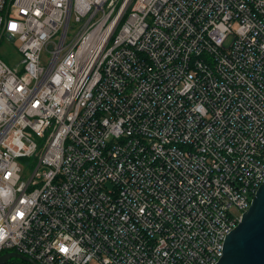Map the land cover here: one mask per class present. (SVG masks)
Here are the masks:
<instances>
[{
    "label": "built area",
    "instance_id": "obj_1",
    "mask_svg": "<svg viewBox=\"0 0 264 264\" xmlns=\"http://www.w3.org/2000/svg\"><path fill=\"white\" fill-rule=\"evenodd\" d=\"M3 41L0 252L217 264L264 182V0H0Z\"/></svg>",
    "mask_w": 264,
    "mask_h": 264
},
{
    "label": "water",
    "instance_id": "obj_2",
    "mask_svg": "<svg viewBox=\"0 0 264 264\" xmlns=\"http://www.w3.org/2000/svg\"><path fill=\"white\" fill-rule=\"evenodd\" d=\"M12 258L38 264L18 252L2 254L0 264H6ZM217 264H264V182L238 226L227 236L223 256Z\"/></svg>",
    "mask_w": 264,
    "mask_h": 264
},
{
    "label": "rangeland",
    "instance_id": "obj_3",
    "mask_svg": "<svg viewBox=\"0 0 264 264\" xmlns=\"http://www.w3.org/2000/svg\"><path fill=\"white\" fill-rule=\"evenodd\" d=\"M0 57L12 65L20 60L21 55L12 41H3L0 43Z\"/></svg>",
    "mask_w": 264,
    "mask_h": 264
},
{
    "label": "trees",
    "instance_id": "obj_4",
    "mask_svg": "<svg viewBox=\"0 0 264 264\" xmlns=\"http://www.w3.org/2000/svg\"><path fill=\"white\" fill-rule=\"evenodd\" d=\"M4 252L5 251L0 252V255ZM6 264H29V262H26L20 258H12Z\"/></svg>",
    "mask_w": 264,
    "mask_h": 264
}]
</instances>
